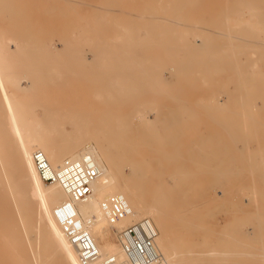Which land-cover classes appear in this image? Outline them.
I'll return each instance as SVG.
<instances>
[{"label": "bare ground", "instance_id": "1", "mask_svg": "<svg viewBox=\"0 0 264 264\" xmlns=\"http://www.w3.org/2000/svg\"><path fill=\"white\" fill-rule=\"evenodd\" d=\"M237 4H234L238 6L236 12L239 11V16L240 15L246 16V19L241 21L240 24L243 25V29L245 30L247 39L244 40L243 38L234 35H230L229 36L230 39H228V35H224V37L225 36L227 37L226 40L227 39L230 40L229 41L230 44L228 48V50L229 49L230 50L227 51L225 48L224 50L226 51V53H229L230 51L232 52L230 53L232 58L231 56H229L231 59L229 58L228 59L230 61L231 60L233 61V62L231 61L233 63L231 67H233V71L237 75V78L235 79L236 82L234 81L235 84L232 81V83L236 85L237 88V89L234 88V90H239V92L244 93L245 98L247 100V101L245 100V102L248 104V110L246 109L247 113L244 112L246 114L245 116L246 121L244 122L242 120L244 122L243 126L246 129L249 137L254 138V142L256 140L259 146V154H258L260 155L259 159L258 160H253L252 158L248 159V164H247L248 174L253 183H251L249 192L246 191L248 194V200L247 199L246 200L247 202L249 201L248 202L249 204L247 203L246 204L248 206L250 205L254 206L255 208L254 207L253 208L257 209L255 215L258 218L257 231L260 234L264 232V0H240ZM178 6L180 7V5ZM104 13L105 15L107 14L106 11ZM178 13L176 14L181 15V12L179 14ZM91 14L92 13H90V15ZM176 14L173 13V15L177 16ZM98 16H100V14ZM94 17H96V15H94ZM101 19H103V17ZM155 19H158V21L161 22L160 21L161 17L156 16L155 14L148 15L147 19H145L142 22L146 24H150V23L156 24L158 21H156ZM238 20L240 21V19ZM135 21H137V19H135L134 22ZM226 23H230V21L227 20ZM87 25L89 26V24ZM233 25H235L234 21H233ZM51 27L54 26L51 25ZM196 28L197 26L195 27V29ZM198 30L201 31L203 29L199 27ZM25 31H27V29ZM226 32H228V30L227 31L225 30V33ZM30 34L32 36L34 35L32 33ZM31 35H30V39H31ZM34 37H36V39L37 38L40 39V37L38 36L34 35ZM130 37L131 36H129V38ZM138 37L139 36H136V41L140 42L141 38ZM243 37L245 38V35ZM66 38L69 41V38L72 37L69 36V38L68 37ZM100 38L102 39V37ZM195 38H197V36H195ZM234 38H238V39L241 38L245 42H243L242 45H239V43L232 44L231 39L233 40ZM27 39L29 40V37ZM96 39L99 38L96 37ZM198 39L201 40V43L194 41V43L192 44L190 43V45L188 44L189 47L186 52L189 55V57L184 62L177 61L174 57L175 53H173L172 50L168 51L167 54L165 53L166 54L165 57L166 58L168 57V68L170 69V71L173 70L174 74L176 73V75H178V73L187 74L189 72L191 73L197 72L196 74L202 75L205 72L206 73L211 72V74H213L212 72L214 70L215 71L217 70L218 72L220 71L218 69L219 67L222 66L221 59L227 57L223 55V53L222 54L220 52L218 53L219 51L218 49H220L218 47L221 44L217 45L214 43L212 44L205 42V37H203L202 33L199 34ZM28 40H26V43ZM26 43L23 41H19L14 36H9L6 35L5 33H0V75H3V77L10 82L11 87L15 91L23 92V93H32L35 90H37V93L40 95L37 98L38 99L37 103L29 105L28 107L25 105H22L20 107H16V106L13 107L15 104L14 101L12 100L14 99L13 97L0 96V241L4 242V244H6L5 246L9 244V241L13 242L12 240H14V235L13 233L11 235L10 232H13L14 229L19 228L23 233L22 242L24 241L28 245V250H25L24 248L23 254L24 256H29V258L28 259L25 258L23 264H82L79 261L77 250L70 242V240L67 238L59 221L57 220L54 214V210L56 206L61 202L67 200L68 195L58 184L56 183L49 184L43 182L40 179L32 160V153L36 149L42 150L45 153L46 157L48 158L49 162L53 166H57L64 158H79L83 155H89L93 160L95 166L99 169L98 177L91 184V188H92L91 194L88 196L86 200L75 201L74 207L78 213L79 218L83 222L84 226L88 229L92 238L94 239L95 244L102 258L111 257L113 260L117 262H124L125 255L121 249V245L119 242V231L122 227L129 225L128 223H130L131 221L133 220L137 221L138 219H141L143 217L149 218L157 230L155 245L158 251L160 252L165 264H215V261L213 262V258L215 257L217 258L218 256L224 257L226 255H229L228 257H230L232 254L235 255L234 258L235 257L238 258V261H240L241 263V261H243V257L251 254V252L249 253L248 251L245 250V244L242 242V240L246 237L245 233H243L244 231L241 230L242 228H240V230L237 229L235 234L236 236L234 237L236 240L238 241L240 240V242L233 239L230 241L228 240L229 242L226 243V245L230 246V248L231 247L235 248L233 249L232 252H229L228 249H226V253L216 251L214 248L209 247L212 245H208V247L205 248V245H203V243L205 242H203L204 240L202 239H204L207 236L204 237L202 236L203 238L201 237L202 239L200 240V243L195 241L197 239L193 240V238L190 239L188 237V235L191 233V230L196 229L195 227L196 224L193 223V220H195L193 219L194 216L193 217L191 216L195 212L196 205L190 202V200H193L195 197L189 196V194H192L194 191L176 188L175 186L174 188L165 186L167 185V181L164 177L165 174V172L163 171L164 169L162 170V165L163 166L165 165L164 162L171 161L173 163L174 161H180L182 159L181 150L179 148L181 142L178 141V136L179 135L181 136L182 133L178 134L174 132L175 134H173L172 132H168V133L164 132L162 134L161 133L157 134L156 131L158 129L155 130L156 129L155 126L158 123V121H160L161 123L166 121L165 124H167L168 128H170V126L172 127L176 123L177 118L172 114V112H170L171 115L167 112L169 114V116L167 117H162L163 114L161 113L160 116H157L152 121L147 117L148 115L146 116L145 115L146 113L140 109H135L136 116L134 115L133 117H129V115H126L124 111L125 109L122 110L120 106V104H122L123 101L109 102L107 100L104 101L85 100L82 98L73 99V98L52 96L53 88L68 87L65 80L68 78L69 73H73V75L81 76L84 79H86L89 84L87 85V87L91 88L90 95L95 99H101L103 97H111L112 95L122 96L125 90H129V88H133V87L140 90L146 89L148 92H150L155 86L153 84L156 85L159 84V80H164L165 75L167 74V72L166 74L161 73L163 71L160 72V70L163 69V68L160 69L162 66L161 65L158 68V70L160 69L158 71L160 73L156 74L157 76L153 75V73L156 72L157 70L154 64L157 65L158 67V64H156L155 61H159L157 58L161 59L159 55L156 54L157 57L152 55L147 56L135 52L134 53L135 58L133 56L130 57V59L124 60L123 63L127 64L125 67H123L122 69L120 68L113 69V67L111 66V62L107 63L108 61L106 62L105 60H103L105 57L103 51V52H96L92 58L86 55H82L80 59L78 60L76 59L77 62L79 61L77 63L78 67L76 68L72 67L71 65L70 66L64 65L61 67V64L60 65L58 64L59 62L56 63V61H58L61 55H59L60 53L58 54L57 51L55 52L54 50H52L49 46L50 45L49 43L46 44V48L47 50H49V54H50L49 55L50 62H48L47 64L42 62L43 59L42 55L46 56L43 54L44 53L43 50L45 49L44 46H42L44 49L40 51L41 53L43 52L42 55L41 54L36 55L37 52L36 50L37 48H39L40 45L36 48L35 46H37L38 44L32 46L31 44L28 43L26 44ZM88 45L90 46V44ZM113 45L115 46L116 44ZM174 45H179V44H174ZM212 45L216 49V51L208 53L207 49ZM71 46L69 45V48L73 49V47ZM103 46L104 44L102 43L101 47L103 48ZM105 46L103 49H105ZM115 49L117 51V48ZM140 49L141 48H139V51ZM74 51L77 52L76 49ZM253 52L256 53L255 57H253L252 54ZM112 53L113 55H115L113 51ZM109 54L112 55L111 51L109 52ZM241 54L245 56V61L240 60V58L237 57L238 55ZM24 55L28 57L27 59L29 61L28 64L29 68L26 69L27 68L26 66L25 71L22 70L18 71L17 66L18 64H20V59L17 58H20L19 56H24ZM126 55L123 56V58L127 57ZM116 56L118 58L117 54ZM115 58L116 57L114 58L112 57L111 59L114 60ZM45 60L48 59L46 58ZM223 61L225 62L226 60ZM133 63L135 67L132 66ZM105 65L106 67L109 66L110 67L107 69ZM116 65L118 66L119 64L116 63ZM153 67L155 68V71ZM225 68H223L224 71ZM218 72H215V74H218ZM230 72L228 71L227 74L229 77L231 75ZM193 75L194 73L192 74V76ZM218 76H222V75L218 74L217 77ZM221 78L224 79L226 78V76ZM198 79H200V77ZM214 81H217L218 83V81L220 80L216 79ZM221 82L223 81L221 80ZM182 83L183 82H181V84ZM203 84H200L201 87ZM157 87L155 86V88ZM160 88L161 87H159L158 89ZM203 88H207V87H203ZM46 89L47 91H44ZM211 89L217 90L216 88L215 89L211 88ZM170 94H167L168 99H170L169 97L171 96ZM200 95L198 96V98L200 97ZM164 96L166 95L164 94ZM174 97L172 99H174ZM177 97L176 99L179 98ZM202 98L203 97H201L200 99ZM239 99H241V96ZM171 101L177 103L174 100ZM212 103L213 106L218 109L224 108L223 106L225 105V103L221 102L219 98H217L216 100L214 99ZM235 106L237 107V105ZM36 107H37V111H36ZM174 107L176 108V105ZM238 109L240 110V112H242L240 108ZM222 111L224 110L222 109ZM211 112L213 113L212 110ZM216 112L217 111H215L214 113ZM179 115L180 113L177 115V117H179ZM243 116H239V117H243ZM133 119H135L136 121L135 125L132 124V121H134ZM67 125L70 126L69 129L67 128ZM153 130H155V133L154 132L152 133ZM133 132L136 133L135 135L137 137L133 136ZM137 134H141V136L139 135L138 137ZM228 134L232 139L234 132L228 129ZM213 137L214 138L216 137V133ZM207 138H209V136L206 137V140ZM202 139L203 141H201L200 143H202L203 146L204 144H207L209 145L210 148L202 152L205 153V155L204 154L200 155L199 158L200 162L201 161L214 162L219 160L222 162V160L225 157L224 154H226V150H227L225 149V147H227L228 145L232 146L234 143V139H232V141L230 142L218 141V145H217L218 147L215 148L212 147L213 143L211 142V139L209 141H204V138ZM250 142H252V140ZM198 143H197V147H198ZM203 146L201 147L203 148ZM184 148H186V146ZM186 149L189 148L187 147ZM185 152H187V150H185ZM231 153L235 154L233 152ZM184 154L185 153H183V155ZM192 158L193 155L191 156V159ZM233 158L234 157H231L230 160H232ZM153 159L158 161L159 165L156 164L152 165L151 162ZM185 160H187V158ZM104 162L105 164H107V166H105ZM167 164L168 162L166 163V165ZM180 164L177 166L176 171L168 174V176H171L172 178L175 179L174 183L176 184V186L179 184L181 185L188 184L189 183L188 178L192 174L191 171L188 170L184 171L183 168H181ZM126 165L130 170L129 173L125 172L124 170L123 166ZM191 167L192 169L194 168V170L196 169L198 171L201 170L203 171V174L205 172L213 178H218L219 176H221V178L222 177L226 178L227 176L233 175V171L230 172L228 170H222L220 169L218 164L211 165V164L195 163ZM173 168H175L174 165ZM187 168H190V165L187 166ZM197 170L194 172H197ZM166 171L168 172L169 169ZM153 177H156L157 179L156 182L153 181ZM257 179L260 181L259 184H257L256 182ZM116 193L124 196V198L127 200V202L129 203L132 209V213L114 223H111L107 218V216L105 215V213L103 212V210L101 209V202L105 200L108 196ZM239 194L240 197L242 198L241 196L242 193L239 192ZM242 199H244V197ZM239 201L237 200L238 203H240ZM224 203L226 204V202ZM225 204H223L222 206H224ZM233 206L236 207V205ZM248 206L246 207L244 206V207L247 208ZM251 208L252 207H250V209ZM217 209L215 210L217 211ZM196 210L200 212L198 208ZM206 211L208 212L209 210ZM235 211L232 212L226 211V212H228L229 214L232 213L233 215L236 213ZM238 214L240 213L238 212ZM242 218L244 219L245 217ZM226 221L228 222L227 219ZM237 221H235V223H237ZM229 222H231V220ZM224 223L226 222L224 221L222 224ZM246 223L248 224V222ZM214 225L215 227L220 226L216 224ZM223 229H222V233L225 232V231L223 232ZM209 231L211 232V230H208L206 231L208 233L204 232V234L208 235L210 233ZM114 232L117 236L116 241L113 240L112 237ZM213 233L211 235H213ZM30 234L34 236V241H37V243L39 244L40 242H43V245L39 246L37 244V246L36 245L33 246L32 241L29 238ZM232 235L234 236V234ZM218 242L220 243V240ZM216 244L214 243V245ZM0 245H2V243ZM1 247H3V245ZM224 248L223 251H225ZM238 248H242V249H238ZM261 248L262 249L259 250L260 251L263 250L261 251L262 252L261 254L264 255V245ZM260 251L256 253H260ZM1 255H0V264L11 263L8 261V259L4 260V258L1 257ZM225 258H227V256ZM233 263H237V262H233Z\"/></svg>", "mask_w": 264, "mask_h": 264}, {"label": "rangeland", "instance_id": "2", "mask_svg": "<svg viewBox=\"0 0 264 264\" xmlns=\"http://www.w3.org/2000/svg\"><path fill=\"white\" fill-rule=\"evenodd\" d=\"M235 1L236 0H232V1L231 0H196V2H197L196 3L195 0H159V1L158 0H0V33H5L6 35H9V36H14L19 41H23L25 43H26V40H28L27 38L29 37V40L27 41L28 44H31L32 46H34L35 44L36 45L38 44L37 46H35L36 48L40 45L39 48H37V50H36L37 51L36 55L37 54L42 55V53L44 52L43 54L46 56L42 55L43 59L42 58L41 59H42V62L46 63V64L48 62H50L49 50H47V48H46V44L49 43L50 44L49 46L52 50H54L55 52L57 51L58 54L60 53L59 55H61V57L58 59V61H56V63L59 62L58 64L59 65L61 64V67L64 65L65 66L71 65L72 67L76 68V67H78L77 63L79 62V61L77 62V60L80 59V57H82V55H86V56L92 58L96 52H103V51L105 54V57L103 60H105L106 62L108 61L107 63L111 62V66L113 67V69H118V68L122 69L123 67H125L127 64L123 63L124 60L130 59V57H133L135 52L143 54V55H147V56H150V55L156 56V54L159 55L161 57V59L157 58L160 62L155 61L156 64H158V67H157V65L154 64V66L157 70H156V72H154L155 68L153 67V69H154V71H152V72H154L153 75L157 76L156 74H159L161 71H163L161 73L166 74V72H167V74L165 75L164 80H159V84H157V85L153 84L156 87L158 86L157 88H155V86H154V88L152 89L153 91L151 90L150 92H148L146 89L140 90V89L133 87V88H129V90H125L124 93L122 94V96L112 95L111 97H103L101 99H95L94 97H92L90 95L91 88L87 87V85H89L87 80L81 76H77V75H73V73H69L68 78L65 80L68 87L67 88H64V87L53 88V95L52 96L53 97H63V98H73V99L82 98L85 100H100V101L101 100L102 101L107 100L109 102L123 101V103L120 104V106H121L122 110L125 109L124 111H125L126 115H129V117H133L135 115V109H140V110L144 111L146 113L145 115L146 116L148 115L147 117L152 121L157 116H160L161 113L163 114L162 117H167V116H169V114L171 115L170 112H172V114L177 118L176 123L174 122L175 124L174 125L172 124L174 127L170 126V128H168L167 124H165L166 121L162 122V123L160 121H158V123H157V120H156L157 124L156 123L155 124L157 127L155 126V128H156L155 130L158 129L156 131L157 134H160V133L162 134L164 132L165 133L172 132L173 134H175V133L181 134L182 133L181 136L180 135L178 136V141L181 142V144L179 145L180 146L179 148L181 150V156H182L181 160L182 161L181 160L180 161H174L176 163V165L174 162L172 163L171 161H167L168 162L167 165H166L167 162H164L165 165L164 166L162 165V170L164 169L163 170L165 172L164 177L167 181V185H165V186L170 187V188H174V186H175L176 188L194 191L192 194H189V196L195 197L193 200H190V202H192L196 205L195 212L193 215H191L192 217L194 216L193 219H195V220H193V223L196 224L195 225L196 229L195 230L192 229L191 233L188 235V237L190 239L193 238V240L199 239L198 241L197 240H195V241L200 243V240L204 236H207L204 239H202V240H204L203 242H205L207 244L206 245L205 243H203V245H205V248H207L208 245H212L209 247L214 248L216 251L226 253V249H228L229 252H232L233 249H235L233 247L230 248V246H227L226 243H228L230 240L235 239L234 237L236 236L235 234H236L237 229L240 230V228H242L241 230L244 231L243 233H245V236L247 237V238L245 237L246 239L244 238L242 240V242L245 244V250L248 251L249 253L251 252V254H254V255L249 254V255L243 257V261H241V263H240V261H238V258H236V257L234 258L235 255H233V254L230 256L232 258L228 257L229 255H226L227 258H225L226 256H224V257L218 256L221 258L215 257V258H213V262L215 261V264H238V263H240V264H256V263L257 264H263L264 263L263 262L264 261V259H263L264 255L261 254L262 253L261 251H263V250L260 251L259 249H262L261 247L264 245V232L259 234V232L257 231V219L258 218L255 215L257 209H254L255 208L254 206H251V205L248 206L247 205V204H249L248 203L249 201L247 202V200H248L247 192H249L250 187H251V183H253L251 181V178L249 177V174H248V168H247L248 159L249 158H252L253 160L259 159V157H260V155H258L259 154V146H258L256 140L254 142V138L249 137L246 129L243 126L244 122L246 121L245 120L246 114L244 112L247 113L248 104L245 102L246 98H245L244 93L239 92V90H234V88L237 89L236 85H234L236 82L235 79L237 78V75L234 73L233 67H231V65L233 64L232 63L233 61L231 60L232 61L231 62L229 60L232 58V56L230 55V53H232V52L230 51L229 53H226V51L224 50V48L227 51L230 50V49L228 50L229 44H230V42H229L230 40H228V39H230V37H229L230 35L239 36V37L243 38L244 40L247 39L245 30L243 29V25L240 24L241 21L246 19V16L245 15L239 16V11L236 12L238 6H236L234 4H237L240 0H237L236 1L237 3ZM193 2H195V3H193ZM178 5H180V7ZM232 8H234V9H232ZM104 10L107 12L106 15L104 13L105 12ZM179 11L181 12V15L179 14L180 13ZM90 13H92V14L90 15ZM173 13L174 14L178 13L180 16L177 14H176L177 16H175V15H173ZM99 14H100V16H98ZM150 14H155L156 16H160L161 22H159L158 19H155L156 21H158L156 24L155 23H150V24L143 23L142 21L147 19V16ZM94 15H96L97 18L94 17ZM104 16H105V18H104ZM215 16H217L218 18ZM102 17H103V19H101ZM135 19H137V21L139 23L137 21L134 22ZM238 19H240V21ZM149 20H152V19H149ZM227 20H229L230 23H226ZM223 21H224V23H223ZM233 21L235 22V25H233ZM238 21H239V24H238ZM87 24H89V26ZM93 24H94V26H93ZM224 24L226 27L224 26ZM51 25L54 27H51ZM196 26H197V28L195 29ZM29 27H30L31 31H30ZM36 27H38V28H36ZM42 27H43V29H42ZM46 27H49V28H46ZM199 27H201L203 30L199 31L198 30ZM24 28H26L27 31H25L26 29H24ZM169 28H171V29H169ZM23 29L25 32L23 31ZM52 29H53V31H52ZM94 29H95V31H94ZM162 29H164V30H162ZM167 29H169V30H167ZM38 30H40V31H38ZM225 30L226 31L228 30V32L225 33ZM44 31L48 32V33H45ZM88 31H90V32H88ZM41 32L44 34H42ZM176 32H178V33H176ZM30 33L34 34L35 36L40 37V39L39 38L36 39V37H34V35L32 36ZM200 33H202L203 37H205V42L212 43V44L214 43L217 45L221 44V45H219V47L217 46L218 48H220V49H218L219 51L218 50L217 51H218V53L220 52L221 54L223 53V55L227 56V57H224V59L221 57L222 61L220 60L221 64H222L221 67L227 68V69L225 68V71L221 67H219V69H218L221 72L220 71L218 72L217 70L215 71L213 69L215 72H218L219 75H222V76H218L219 78L217 77L218 74H215V72L213 70H212L213 74H211V72H209V73L205 72L204 74H202L203 76L200 74H196L197 72H192V73L189 72L190 74L189 73H187V74L178 73V75H176V73L174 74L173 70L170 71V69L168 68V57L167 58L165 57L167 52L172 50V52L175 53V55H174L175 59L177 61L184 62L189 57V55L187 54L186 51L188 50L190 43L192 44V43H194V41L201 43V40L198 39V36ZM242 33H244V34H242ZM38 34H40V35H38ZM30 35H31V39H30ZM224 35H228L227 40H226L227 37L226 36L224 37ZM244 35H245V38L243 37ZM69 36H71L72 38H69ZM129 36H131L130 38H132V39H130ZM136 36H139L138 38H141L140 42L136 41ZM195 36H197V38H195ZM66 37L69 38V41ZM96 37L99 39H96ZM100 37H102V39ZM133 37H135V38H133ZM146 37H147V39H146ZM149 37H150V39H149ZM151 37L153 38V40ZM103 38H106V39H103ZM127 38H129V39H127ZM241 38H239V39L234 38L233 40L231 39V43L232 44L239 43V45H242L243 42H245V41ZM94 39H96L97 41ZM176 39H177V41H176ZM102 40H104V41H102ZM102 43L104 44V46L108 43L105 46V49H103L104 46H103V48L101 47ZM72 44L73 45L75 44V45L73 46ZM88 44H90V46ZM113 44H116V45L114 46ZM174 44H179V45H174ZM69 45L70 46L72 45L71 46V47H73V49L71 48L72 50L69 48ZM124 45L128 46L129 48L125 47ZM42 46H44V48L46 50ZM88 46H89V48H88ZM74 47H76V48H74ZM106 48H107V50H106ZM115 48H117V51ZM139 48H141L142 50L145 48L146 49L143 51L140 49V51H139ZM166 48H168V49H166ZM75 49L77 52L74 51ZM118 49H120V50H118ZM42 50H43V52L41 53L40 51H42ZM110 51H111L112 55L109 54ZM112 51L114 52L115 55H113ZM207 51H208V53H211V52H215L216 49L212 45L207 49ZM126 52H127V55H126ZM145 52H146V54H145ZM131 53H133V54H131ZM65 54L67 56L69 55L68 58ZM116 54L118 55V58H117ZM252 54H253V57H255L256 53L253 52ZM106 55H108V56H106ZM125 55L127 57L123 58V56H125ZM62 56L64 57V59ZM229 56H231V58ZM19 57L20 58H17V59H20V64H18L17 70L18 71H21V70L25 71L26 69L29 68V65H28L29 61L27 59L28 57L26 55L19 56ZM76 57H78V58H76ZM112 57L113 58L116 57V58L113 60V59H111ZM237 57L240 58V60L245 61V56L243 54L238 55ZM46 58L48 60H45ZM105 58H107V59H105ZM134 58H135V56H134ZM226 58L227 59L229 58V59L227 60ZM117 59L119 62L117 61ZM36 60H37V58H36ZM223 60H226V61L224 62ZM227 61H230V62H227ZM134 62H135V60H134ZM25 63H27V64H25ZM116 63L119 65L117 66ZM159 63H161V64H159ZM225 64L229 67V70ZM113 65H115V66H113ZM26 66H27V68H26ZM132 66L135 67L134 63L132 64ZM160 66H161L160 69H162V68L163 69L162 70L159 69L160 72H158L159 71L158 68ZM105 67H106V65H105ZM109 67H106V68L108 69ZM231 68H232V70H231ZM230 70L232 73L230 72ZM228 71L231 74V75L229 74L230 77L227 75ZM222 72H225V73H222ZM134 73H135V71H134ZM193 73H194V75L192 76ZM208 74H211V75H208ZM223 75L226 76L227 79L224 78L225 79L224 80L223 78H221V77H224ZM196 76L198 78L200 77V79H198ZM212 77L215 79H213ZM203 78H204V80H203ZM231 78H232V80H231ZM216 79L217 80L219 79L220 81H218V83H217V81H214ZM221 80L223 82H221ZM202 81L204 84L206 82V84L204 85L202 83ZM232 81L233 82L235 81L234 84L232 83ZM181 82H183V83L181 84ZM25 84H26V82H25ZM200 84H203L204 86L202 85V87H201ZM211 85L214 87H212ZM215 85L218 87H221V88H218ZM223 85H224V87H223ZM159 87H161V88L158 89ZM203 87H207V88H203ZM211 88H213V89L216 88L217 90H212ZM176 89H177V91H176ZM170 90H172V91H170ZM233 90H234V92H233ZM44 91H47V89ZM166 92H167V94L171 93L170 95L172 97L169 96L170 99L167 98L168 96H167ZM161 93H163V94H161ZM164 94L166 96H164ZM199 95H200V97L198 98ZM0 96L1 97H6V96L13 97L14 99H12V100L15 103L13 107H15V106L20 107L22 105H25L28 107L29 105L37 103V100H38L37 98L40 95L37 93V90H35L32 93L17 92L11 87L10 82L6 78H4L3 75H0ZM174 96H176V97L178 96L179 98L178 97L177 98L179 100L176 99V97H174ZM240 96H241V99H239ZM173 97H174V99H172ZM201 97H203V98L200 99ZM242 97L244 100L242 99ZM217 98H219V100L221 102L225 103V105L223 106L224 108L218 109V108H215L213 106L212 101L214 99L216 100ZM230 98H232V99H230ZM171 100H174L177 103H174ZM199 100H201V101H199ZM197 101H199V102H197ZM238 101H240V102H238ZM203 102H205V103H203ZM244 103H246V104H244ZM175 105H176V108L174 107ZM231 105H233V106L237 105V107L235 106L236 107L235 108ZM213 108L216 110H214ZM233 108H235L237 111ZM238 108H240L242 112H240V110ZM164 109H166L167 111ZM222 109L224 111H222ZM226 109H228V110H226ZM159 110H160V112H159ZM173 110H175V111H173ZM211 110L213 111V113L211 112ZM238 110H239V112H238ZM36 111H37V107H36ZM215 111H217V112L214 113ZM174 112H176V113H174ZM222 112H224V113H222ZM179 113H180V115H179L180 118L177 117V115ZM213 115H214V117H213ZM230 115H231V117H230ZM239 116H243V117H239ZM133 120L134 121H132V124L135 125L136 121H135V119H133ZM229 124H230V126H229ZM239 124H241V125H239ZM140 127H142V126H140ZM164 127H165V130H164ZM67 128L69 129L70 126L67 125ZM228 129H230V131L234 132V135L232 136V139H234V143L232 146L228 145L227 147H225V149H227V150H226V154H224L225 157L222 160V162L220 160L214 161V162H210V161H206V162L201 161L200 162L199 161L200 155H203V154L205 155V153H202V152L204 150H207L208 148H210L209 145L204 144V146H203V144L200 143L201 141H203L202 138H204V141H209L211 139V142L213 143L212 147L217 148L218 147L217 146L218 141L219 142H230V141H232L231 137L228 134ZM155 130H153L152 133L153 132L155 133ZM134 131H136V130H134ZM215 133H216V137L214 138L213 136L215 135ZM135 134L136 133L133 132V136L137 137ZM137 135H138V137H139V135L141 136V134H137ZM207 136H209V138H207V140H206ZM210 136H211V138H210ZM199 139H200V141H199ZM251 140H252V142H250ZM197 143H198V147H197ZM185 146H186V148L188 147L189 149L184 148ZM201 146H203V148ZM246 146H247L248 150H247ZM252 146H253V148H252ZM192 148H194V149H192ZM185 150H187V152H185ZM189 150H191L192 152ZM247 151L249 152V154ZM190 152H191V154H190ZM231 152H233L235 154H232ZM183 153H185V154L183 155ZM192 153H194V154H192ZM230 154H231V156H230ZM252 154H254V155H252ZM189 155H191V156L193 155V158H192L193 160L191 159V156H189ZM247 155H248V157H247ZM251 155H252V157H251ZM231 157H234V158L232 160H230ZM186 158H187V160H185ZM197 158H198V160H197ZM154 160L155 159L152 160L151 164L152 165L153 164L159 165L158 161H156V160L154 161ZM235 162H237V163H235ZM195 163L196 164H211V165L218 164L220 169H222V170H228L230 172L233 171V175L227 176L226 178L222 177L223 178L222 179L221 176H219L218 178H213L205 172L203 174V171H201V170L198 171L196 169L197 172H194L196 170H194V168L192 169L191 166H193ZM104 164H105V162H104ZM179 164H180L181 168H183L184 171H187V170L191 171L192 174L188 178V181H189L188 184H184V185L179 184L176 186V184L174 183L175 179L172 178L171 176H168V174L176 171L177 166ZM173 165L175 168H173ZM189 165H190V168H187V166H189ZM105 166H107V164H105ZM123 167H124L125 172H127V173L130 172L127 165L123 166ZM168 169H169V171L170 170L171 171L167 172L166 170H168ZM243 171H245V172H243ZM166 173H167V175H166ZM153 181L154 182L157 181L156 177H153ZM223 182H225V183H223ZM256 182H257V184H259L260 181L257 179ZM211 184H212V186H211ZM215 185H216V187H215ZM222 186H223V188H222ZM218 190H220V191H218ZM239 192L242 193L241 196H242V198L244 197V199H242L240 197ZM213 193H215V194H213ZM234 194H235V196H234ZM246 194H247V196H246ZM205 198H207V199H205ZM237 200L238 201L240 200L239 202L242 204L238 203ZM224 202H226V204ZM235 202H236V204H235ZM216 203H219V204H216ZM230 203H231V205H230ZM232 203H233V205H236V207L233 206ZM223 204H225V205L222 206ZM211 205H213V206H211ZM55 206H56V204H55ZM244 206L245 207L248 206V207L245 208ZM201 207H202V209H201ZM226 207H227V209H226ZM250 207H252V208L250 209ZM197 208L199 210L201 209L200 212L198 210H196ZM217 208H219V209H217ZM205 209L209 210L210 212L209 211L207 212ZM215 209H217V211ZM235 210H238V211H235ZM218 211H219V213H218ZM226 211H231V212L235 211L236 213L232 215V213L229 214ZM202 212H203V214H202ZM238 212L240 214H238ZM226 215H228V216L230 215L231 217L230 216L228 217ZM239 216H240V218H239ZM212 217H213V219L214 218L215 219L213 220ZM242 217H245V218L243 219ZM226 219L228 220V222L226 221ZM223 220L226 223L222 224L224 222ZM230 220H231V222H229ZM245 220H247V221H245ZM133 221H131V222H133ZM215 221H218V222H215ZM235 221H237V223H235ZM244 221H245V223L248 222V224L247 223L245 224ZM220 222H221V224H220ZM242 222H243V224H242ZM130 223H128V224H130ZM240 223H241V225H240ZM250 223L252 226L250 225ZM214 224L220 225V226L215 227ZM228 224L232 225V226H229ZM213 225H214V227H213ZM241 226H243L244 228ZM221 227H222V229L223 228L226 229V230L223 229V232L225 231L224 233H222ZM208 230H211V232L209 231L210 232L208 234L209 236L207 234L206 235L204 234V232L208 233V232H206ZM17 232H19V233H17ZM215 232H218V233H215ZM229 232L231 233V235ZM12 233L14 235V240H12L13 242L9 241V244H8L9 247H8V245L5 246L6 244H4V242L0 241V244L2 243V245H3V247H1L2 245H0V248H1L0 255L2 254L1 257H3L4 260L8 259V261L11 262L10 264H23L24 259L29 258V256H24V254H23L24 248H25V250H28V245L24 241L22 242V234L23 233L19 228L14 229L13 232H10L11 235H12ZM212 233H213V235H211ZM224 234L227 235L228 237L225 236ZM232 234H234V236ZM254 235H256V236H254ZM112 237H113V240L116 241L117 236H116L115 232L113 233ZM250 237L253 238V241H252V238H250ZM29 238L31 239L33 246H35V245L37 246V244L39 246L43 245V242H40V244H39V243H37V241H34V236L32 234L29 235ZM219 240H220V243L218 242ZM254 240H256V241H254ZM209 241H210V243H209ZM236 241H238V240H236ZM238 242H240V240ZM251 242H252V244H251ZM214 243L215 244L219 243L220 246H219V244L214 245ZM221 243H223V244H221ZM224 244H225V246H224ZM15 245H17V246H15ZM198 245H200V244H198ZM217 247H218V249H217ZM223 248L225 251H223ZM242 248H238V249H242ZM259 251H260V253H256ZM254 252L256 253V255ZM8 255H9V258H8ZM227 259H229V260H227ZM232 259H233V261H232ZM216 260H219V261H216ZM221 260H223L224 262ZM249 260H251V261H249ZM228 262H230V263H228ZM233 262H237V263H233ZM245 262H247V263H245Z\"/></svg>", "mask_w": 264, "mask_h": 264}, {"label": "built area", "instance_id": "3", "mask_svg": "<svg viewBox=\"0 0 264 264\" xmlns=\"http://www.w3.org/2000/svg\"><path fill=\"white\" fill-rule=\"evenodd\" d=\"M32 160L43 182L58 184L68 195L67 200L56 206L54 214L77 250L82 264H165L155 245L157 230L147 217L120 229L119 242L125 255L124 262H117L111 257L102 258L74 207L75 201L88 198L92 192L91 184L99 175V169L89 155L64 158L57 166H53L45 153L36 149L32 153ZM101 209L111 223L132 213L127 200L118 193L103 200Z\"/></svg>", "mask_w": 264, "mask_h": 264}]
</instances>
